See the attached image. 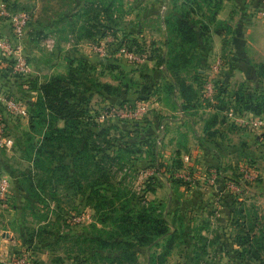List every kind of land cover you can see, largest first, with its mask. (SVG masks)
I'll use <instances>...</instances> for the list:
<instances>
[{
    "label": "rangeland",
    "instance_id": "obj_1",
    "mask_svg": "<svg viewBox=\"0 0 264 264\" xmlns=\"http://www.w3.org/2000/svg\"><path fill=\"white\" fill-rule=\"evenodd\" d=\"M163 1L165 0H151V7L143 5L145 0H23V5L18 8L7 5L8 3L6 4L5 1L0 3V5L9 8L12 12L26 11L30 14V23L26 31L25 40L33 35L34 37L40 36V40H37L38 43L34 46L36 52L34 51L28 54L32 72L26 77L23 76L19 78L14 76L11 69L12 61L0 54L3 65L8 67V73L6 70L5 72L11 80L16 78L15 80L17 81L21 79L29 81L30 79L35 80L38 78L39 82H44L53 74L64 76L68 73L70 60L77 58L76 60L78 61L80 57L90 56L91 63L97 66L94 72L90 74L91 77L97 78L103 82L104 85L112 86L117 84L116 86L120 87L118 89L121 90L131 86L127 94H119L116 90L112 92L111 88L108 90L105 88V93L107 94L88 93L91 99L89 117L99 126H102V128H111L110 134L113 139V143H110L111 147L112 145H120L128 141L133 150V153L131 152L129 155L125 154L126 158L122 160L116 159L112 167L113 174L109 177L112 187L111 189H107L109 191H103L104 194L110 197L117 195L123 197L117 201L115 205H112V207L110 206L107 208V205L105 210L97 211L94 208V202L89 201V197L83 198L82 195L74 194L72 190H69L68 187L61 183L56 187V191L49 188L51 184H45L44 196H41L39 201L34 200L32 202L33 204L30 202L26 203V201L21 203V208H23L24 212L23 225L26 233L30 234L34 230L37 234L34 240L38 244L46 242L45 245L47 248L45 249L50 251L49 259L43 260L42 264H116L115 261L110 259L113 255H116L113 253H115L117 249L114 251L109 249L101 252L98 250L93 251V247L99 248L100 246L93 245L86 241L83 234L85 230H90L92 233L96 232L95 226H97L99 230L106 229L108 231L111 228L114 230V223L112 222L118 218L120 213L117 212V214H112L111 210L116 208L122 209L125 204L132 207L135 202H139L138 205H140L141 208H147L149 207V205L147 206L148 202L151 201L155 202L157 214H166L169 221L173 216L178 222H183L181 216H185L190 222L192 218L196 220L199 219L192 215L193 210L198 208L195 203L198 196L194 195V193L197 192L201 194L203 190L207 191L208 185L205 183V180H203L202 183H197L194 177L196 163L192 164L191 158H189V161L185 160L186 162L182 159V167L175 170L170 169L166 167L165 162L167 159L164 153L160 151L165 144L161 132L163 129H161L159 120L161 116L160 99L164 97L165 92L163 90V92H160L164 85L163 78L154 79L155 76L157 77V71L161 70L157 68L158 58L153 56L144 64H133V62H129L119 51L124 41L128 42V40L131 41L135 38L140 42L145 39L147 40L148 34H159L161 30V15L165 13V10L163 12L160 10ZM96 10L99 11L98 21H100L102 29L95 38H84V41L80 42L82 39H80L79 36L85 34V32H83L85 20L95 18L94 12ZM223 14L227 15V2L225 1L221 4V8L218 12V19L227 21V18L224 20L222 19L224 17L220 16ZM0 18L5 20L9 19L12 23L10 18L2 16H0ZM51 23H53L51 25L52 27H50ZM114 24L116 25L114 26ZM102 31H104V33L99 34ZM224 35H227V31H225ZM1 37L7 38L6 36ZM36 38L38 39V37ZM48 39L55 40L52 49L47 46ZM146 40L144 42H146ZM69 41H71V44H69ZM96 42H102L107 47L110 55L105 58L98 56L97 53L91 49L92 44ZM86 45H91V47L89 46L90 49H88V46V48H85ZM84 51L89 52V56L85 55L86 53L83 54ZM90 51H92V53ZM221 57L226 64L224 67H227V62L230 60V57L227 56V52H225V55L222 54ZM215 58L216 57H213L212 60H215ZM55 66H57V68ZM36 71H39V74H37ZM187 73L188 72L185 71L182 73V76L189 79V81L198 77L199 81L203 83L200 91L202 97H204V93L202 92L204 85L210 77H212V80L215 82L219 80L223 81L227 78V74H218L215 76L208 74V77L203 79L199 77L197 72L191 74ZM83 74L84 73L81 75L84 76ZM147 86L150 87L149 90L153 91L146 92L147 90H145V87ZM159 87L160 90H158ZM77 88L76 90L79 91ZM110 98H114L118 104L109 100ZM216 100L217 98L215 96L214 100L211 102H216ZM138 104H146L149 107L148 111L141 116H134L131 114L125 116L122 114L124 110L130 111ZM182 111L180 113H182ZM63 124V121H58V126L62 127ZM15 126L17 125L15 124ZM148 126H151L155 134V143H148L150 150L148 147L147 149L144 147L146 146V138L144 139V136L141 134L143 133L142 129ZM6 130L10 135L15 137L16 141L11 150L7 151L6 149H0V156L5 158L6 156L4 154L19 150V157H21L19 158L20 161L27 163L28 160L33 158L34 148L41 145L43 140L42 137L40 135H35L31 138L24 134L25 132H21L22 129L20 126H17L16 131L8 129V127H6ZM18 132L19 134L17 137L16 133ZM114 136H116L117 139L113 138ZM133 138H135V140ZM177 142L184 147L187 144V141L182 142L181 137L178 141H175V147ZM107 145V143H102V150ZM154 145L156 147L155 151L154 148L151 149V146L154 147ZM111 147L105 152H111ZM192 148L193 146L191 149ZM147 150L149 151L146 152ZM191 153L184 152L182 155L183 157L194 155L195 162L207 159L208 155L221 159L222 157H228L226 153L220 152L213 154H198L194 151V154ZM149 154H151V156H149ZM180 155H178V157ZM235 156L237 158L234 157L230 160L232 164L235 163L232 170H230L233 173L232 175L229 174L230 171L222 169V167L218 166L214 168L215 173L218 172L215 176L219 179V183L215 182L212 186H214L219 193H222L220 187H218L219 184L225 183V187L231 191L232 189L229 185L239 180L241 167L237 159L240 154L237 153ZM47 158L51 157L45 155L42 160L45 162ZM150 159L158 160L157 165H151L149 163ZM4 160L6 162V159ZM169 161L168 164L171 163V161ZM225 166L227 167V159ZM259 167L264 172V162L259 163ZM183 172L189 174L191 178L185 180L180 177L179 175ZM20 175L24 178L23 180L26 182V186H28V184H30V176L26 177V173ZM35 177H40L39 179L42 178L45 180L50 178L47 171L42 169V167L39 172L36 170ZM233 178H236V181H231V183L228 184L227 180H232ZM169 183L174 185H169ZM223 189L226 190L225 188ZM115 190L118 191L119 194H115ZM54 192L55 195L53 194ZM30 193L34 194L36 192L31 190ZM237 193L238 192H235L236 195ZM97 198H99V196H97ZM132 199H135V202L131 201ZM261 199L264 200V196ZM262 202L264 205V201ZM10 204L12 205L11 202ZM144 204L145 207H142ZM28 216H33V219L26 218ZM83 216L88 217L87 221L79 219ZM40 220H45L46 223L38 225L36 222ZM102 220H104V223L101 222ZM181 226L182 224L180 223L179 227L181 228ZM39 229L42 231L41 236H39L40 234L38 235ZM150 249L151 251H146L145 249L142 250L141 248H137V250H135L137 260L135 263L130 262V264H150L151 260H153L154 264H162L165 260L166 264L187 263L185 258L187 251L183 246L182 239L177 241V245L165 258L161 257L163 248L151 246ZM238 259L239 258L235 254H231L230 256L227 254V260H205V263L245 264V260ZM161 260L163 262H161Z\"/></svg>",
    "mask_w": 264,
    "mask_h": 264
},
{
    "label": "trees",
    "instance_id": "obj_2",
    "mask_svg": "<svg viewBox=\"0 0 264 264\" xmlns=\"http://www.w3.org/2000/svg\"><path fill=\"white\" fill-rule=\"evenodd\" d=\"M223 2L224 0H171L172 10L161 15V24L164 25L167 33L165 49L157 46L154 41L150 42L149 60L153 56L158 58L157 68L161 69L157 71V77L155 76L154 79L162 77L164 82L162 89L160 90L159 87L158 90L165 92L163 98L167 103L173 99H183L180 109L184 112L189 113V109L197 107L193 100L197 97L198 92L193 82L200 81L197 77L189 82V79L182 76V73L185 71L188 72L187 74L197 72L199 77L202 76L199 70L207 63V59L202 52L198 51L203 45L206 47L211 45L214 35L223 36V46L229 44L227 35L224 34L225 31L232 33L233 28L227 21L218 19V12ZM94 14L95 18L84 19L83 32L85 34L80 35V39L95 38L101 31L102 26L98 21L99 11L96 10ZM103 33L104 31L99 34ZM32 37L35 39L38 37L37 40H40V36L34 37L33 35ZM144 41L139 42L134 38L128 42L124 41V43L131 49L135 47L142 51L146 46ZM76 59L73 58L69 61L67 75L53 74L44 82H39L38 78L28 81L30 90L36 91V98L29 104L30 131L26 135L31 138L40 135L43 139L41 145L34 148L32 161L35 172L36 170L39 172L42 167L50 176L45 180L35 177V172L33 175L30 173L28 175L30 176V189L36 192L32 195L34 198L38 197L36 201H39L40 194L44 195L45 184H51L49 188L56 191V187L63 183L74 194L82 195L83 198L89 197V201L94 202V208L97 211L105 210L107 205V208L112 207L123 197L121 195L110 197L103 193L112 187L109 180L110 175L113 174L112 167L116 159L126 158L125 154L129 155L133 150L128 141L111 147L110 143L113 141L110 134L111 128H102L89 117L91 99L88 93L104 94L105 88L107 90L111 88L112 92L116 90L119 94H127L131 86L121 90L118 89L120 87H117V84L104 85L97 78L90 76L97 68L91 63V58L84 56L80 57L78 61ZM231 59L227 62V67L230 66ZM224 66H226L225 63ZM82 73L84 76L81 75ZM216 86V98L220 103L219 110L224 111L227 107V81L219 80L216 82ZM149 89L150 87H145L146 92L153 91ZM234 97L240 109L251 107L257 112L264 109V94L261 97H255L252 92L237 90L234 92ZM113 99L109 100L118 104ZM60 120L64 123L62 127L58 126ZM142 130L141 134L144 139L146 138L144 147L147 149L149 142L155 143V134L151 126L144 127ZM214 133L209 131V134ZM133 139L135 140V138ZM102 143L108 144L103 150ZM110 147L112 151L105 152ZM151 147L155 151V145ZM45 155H49L51 158H47L44 162L42 158ZM157 161L150 159L151 165H157ZM181 163L180 157L175 156L170 169L175 170L182 167ZM114 192L119 194L116 190ZM53 194L55 195V192ZM231 197L234 205L232 224L238 231L232 240L233 244L229 241L225 242V247L220 251L227 252L228 256L235 254L239 258L238 260L262 263L264 226L259 229L260 222L257 211L254 206L247 207L238 198ZM131 201L135 202V199ZM138 204L139 202H135L132 207L125 204L122 209L111 210L112 214L120 213L118 218L112 222L114 230L112 228L108 231L106 229L99 230L95 226L99 233L97 231L92 233L90 230L84 231L83 235L86 241L100 246L99 248L93 247V251L101 252L108 249L114 251L117 249L113 253L116 255H113L110 260L115 261L116 264H130L137 260L135 252L137 248L151 251V246L161 247V249L163 248L161 257L165 258L177 245V241L182 239L183 246L187 251L186 264H202L210 255L215 256L219 251L217 245L225 241L221 230L217 231L212 238L203 233V231L210 230L211 223L207 219L203 218L199 221V219L192 218L190 222L185 216H181L183 222H178L173 216L169 221L166 214V216L157 214L155 202H148L147 206L149 205L151 208H141ZM142 207H145V204ZM101 222L104 223V220ZM180 223L182 224L181 228L179 227ZM257 229L259 230L257 231ZM39 230L38 235L41 236L42 231ZM36 236L37 234L33 230L29 234L30 241H33ZM161 262L163 261L161 260ZM150 264H154L153 260ZM162 264H166V260Z\"/></svg>",
    "mask_w": 264,
    "mask_h": 264
},
{
    "label": "crops",
    "instance_id": "obj_3",
    "mask_svg": "<svg viewBox=\"0 0 264 264\" xmlns=\"http://www.w3.org/2000/svg\"><path fill=\"white\" fill-rule=\"evenodd\" d=\"M2 1L16 8L23 5V0H0V3ZM224 1L227 2V15L223 14L220 16L224 17L222 18L224 20L227 18L228 24L233 28L232 33H227L229 44L223 46V37L214 35L211 45L207 47L203 45L198 52H202L207 59V63L199 70L203 79H206L208 74H211L210 65L214 61L212 60L213 57L225 55V52H227V56L232 58L230 66L224 67L220 72V75L227 74L226 109L224 111L219 110L220 103L218 99L216 102H211L213 100H206V98L204 99L201 96L200 91L203 83L200 82H193L198 92L197 97L193 100L197 107L189 109V113L180 109L183 99H173L169 103L164 98L160 99L161 116L159 120L161 129H163L161 132L165 143L160 151L164 153L167 159L165 162L166 167L170 168L172 166L173 159L175 156L178 157V153L181 154L179 156L180 159L184 161L186 158V156L183 157L182 155L184 152H192L191 154H194V151L198 154L220 152L228 155L227 158L222 157V159L208 155L207 159L198 160L197 162L194 160V155H188L191 158V163H196L194 177L197 183H202L205 180L208 185L207 191L203 190L201 194L194 193V195L198 196L195 201L198 208L193 210L192 215L198 217L199 220L203 218L209 220L211 223L210 230L207 232L203 231L209 238H212L217 231L221 230L223 240H225L222 241V244L217 245L218 253L215 256L210 255L207 260H227V252L220 250L225 247V242L227 241L233 244L232 240L238 231L232 224L234 205L231 196H235L239 201L244 202L247 207L254 206L259 217V229L264 226V205L262 202L264 200L261 199L264 196V172L259 167V163L264 162V125L255 128L239 121L240 118L264 119V109L260 112L255 111L251 107L240 109L234 97V92L237 90L239 92L241 90L252 92L255 97H261L264 94V0ZM143 5L151 7V0H145ZM164 6H166L165 12L171 11V0L162 2L160 6L162 12ZM0 35L7 38L13 36L12 23L9 19L0 18ZM166 35L165 27L161 24L159 34H148L147 40H153L157 46L165 49ZM83 41L84 39L80 40V42ZM36 43L38 41L33 37L25 40L28 54L36 52L34 48ZM69 44H71V41H69ZM87 46L91 47V45H86L85 48H88ZM90 52L92 53V51ZM88 53L87 51L83 52L85 55H88ZM55 67L57 68V66ZM7 69L8 67L4 66L0 59V116L5 128L8 127V129L16 131L17 126H20L21 132L27 134L30 131L29 104L35 100L36 91L32 92L30 90L27 80L21 79L17 81L15 80L16 78L11 80L6 74V72L8 73ZM36 72L39 74V71ZM7 98H13L25 103L28 107V114L19 115L13 112L6 104ZM181 111L182 113H180ZM230 111L235 112V118L228 115ZM206 127L207 130H205ZM208 130L215 133L209 134ZM18 134L19 132L16 133L17 137ZM180 137L182 142L187 141L185 147L182 144H178V142L175 147V141H178ZM192 146L193 148L191 149ZM237 153L240 154L237 160L241 167L239 180L236 181V178H233L232 180H227V183L230 184V181L233 180L239 181L241 191L236 195V191L228 190L225 187V183H222L218 186L222 191V193H219L212 186L215 182L219 183V179L215 176L218 172L215 173L214 168L219 166L222 169H227V171L232 170L235 163L232 164L230 160L234 157L237 158L235 156ZM4 155L6 157L3 158L6 159V162L0 156V177L8 176L12 185L10 198H8L9 204L3 205L0 201V264H18L17 261L23 257L28 264H42L43 260L49 259L50 251L45 249L47 248L46 242L38 244L35 240L30 241L23 225L24 212L23 208H21L22 202L26 201V203L30 202L33 204L32 202L36 198L38 199V197H33L30 193L32 190L30 189V184L26 186L24 178L20 175L26 173L25 176L28 177L30 173L34 174L35 168L32 158L27 163L21 162L19 150L11 151ZM226 159L227 167L225 166ZM169 160L171 161L170 164H168ZM244 169L253 173V178L246 183L242 181V171ZM229 174L232 175L233 173L230 171ZM169 185L174 184L169 183ZM32 217L28 216L26 218ZM36 223L41 225L46 222L45 220H40ZM234 247H237V245H234ZM261 259H263L262 263L260 261L256 263L245 261V264H264V253Z\"/></svg>",
    "mask_w": 264,
    "mask_h": 264
},
{
    "label": "built area",
    "instance_id": "obj_4",
    "mask_svg": "<svg viewBox=\"0 0 264 264\" xmlns=\"http://www.w3.org/2000/svg\"><path fill=\"white\" fill-rule=\"evenodd\" d=\"M166 6L163 7V11ZM0 16L10 18L13 24V36L11 38H3L0 36V54L3 57H6L12 61V74L16 77L22 78L23 76H28L32 72L31 62L28 56V51L25 47V37L28 25L30 23V14L26 11H19V12H12L9 8L0 5ZM146 40V39H145ZM47 46L54 47V39H48ZM150 41L146 40L145 49L142 51L137 50L135 47L131 49L127 44H122L119 48V51L122 55H124L129 62H133V64H144L145 62L149 61L150 58ZM92 50L97 53L98 56L105 58L109 56V51L107 47L102 42H96L92 44ZM224 68V61L221 56L216 57L213 63L210 65L211 75L215 76L220 74L222 69ZM204 97L208 100H214L216 93H217V86L216 82L212 80L210 77L203 88ZM6 104L8 107L15 113L19 115H27L28 114V107L22 101L7 98ZM149 107L146 104H138L132 110L127 111L124 110L122 114L128 116V114L134 116H141L148 111ZM230 117L235 118V112L230 111L228 112ZM241 122L247 124L249 126L258 128L264 125L263 118H254V119H245L240 118ZM15 137L10 135L5 125L2 121L0 116V149L11 150L15 145ZM185 160L189 161V157L186 156ZM242 181L247 182L253 178V173L244 169L242 171ZM185 180H189L191 177L187 173H181L179 175ZM11 179L8 176H1L0 177V201L3 205H7L8 197L11 191ZM229 187L236 192L241 191V184L240 182L236 183L233 182L229 185ZM80 220L87 221L88 217L83 216L79 218ZM18 264H28L25 258H21L17 261Z\"/></svg>",
    "mask_w": 264,
    "mask_h": 264
}]
</instances>
